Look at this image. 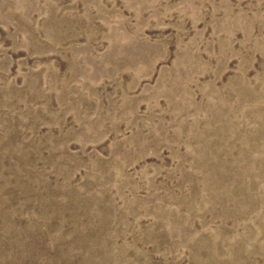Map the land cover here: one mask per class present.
Instances as JSON below:
<instances>
[{
  "label": "rangeland",
  "instance_id": "rangeland-1",
  "mask_svg": "<svg viewBox=\"0 0 264 264\" xmlns=\"http://www.w3.org/2000/svg\"><path fill=\"white\" fill-rule=\"evenodd\" d=\"M0 264H264V0H0Z\"/></svg>",
  "mask_w": 264,
  "mask_h": 264
}]
</instances>
